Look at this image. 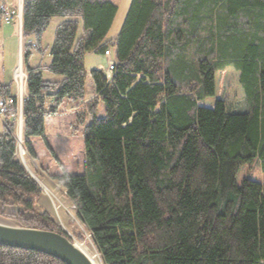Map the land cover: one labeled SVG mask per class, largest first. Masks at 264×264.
<instances>
[{
	"label": "trees",
	"instance_id": "trees-1",
	"mask_svg": "<svg viewBox=\"0 0 264 264\" xmlns=\"http://www.w3.org/2000/svg\"><path fill=\"white\" fill-rule=\"evenodd\" d=\"M117 11L114 0H22L24 148L36 158L31 138L40 136L51 149L45 118L64 100L83 99L90 77L95 96L73 122L83 136V171L59 162L51 177L75 205L101 263L264 264V181H235L255 158L264 170V0H130L111 39ZM57 15L71 18L43 46ZM108 48L110 80L84 64L87 53ZM33 50L50 59L31 65ZM8 95L12 83L0 80V96ZM15 150L3 126L0 213L70 237L49 213H33L39 183ZM6 204L23 210L5 212ZM0 264L65 263L0 245Z\"/></svg>",
	"mask_w": 264,
	"mask_h": 264
},
{
	"label": "rangeland",
	"instance_id": "rangeland-1",
	"mask_svg": "<svg viewBox=\"0 0 264 264\" xmlns=\"http://www.w3.org/2000/svg\"><path fill=\"white\" fill-rule=\"evenodd\" d=\"M118 4V11L112 27L109 31L108 38L114 39L117 34L130 0H114ZM71 17L53 16L49 26L44 32L42 45H51L55 27L65 19ZM12 33V34H11ZM11 34V36L9 35ZM20 45V52L18 51ZM33 56L29 59L31 65H36L39 61H48L49 54L40 55L37 50L32 51ZM22 61L26 71V65L22 58V40H20L17 22L0 26V80L6 83H12L13 92L16 91V85L13 80V69L19 61ZM85 68L89 71L92 68H106L107 61L104 54L87 53L84 60ZM44 77L59 76L50 74L46 71ZM95 96L93 82L90 77L87 78L85 97L75 101L64 100L57 114L49 115L45 118V134L47 141L52 149L47 146L40 136L31 138L32 145L35 149L36 158L31 157L23 146V116L21 125L16 120L14 128L10 126V132L16 140L15 156L24 167L20 152L23 155L26 166L38 177L39 195L35 199L32 211L33 213L47 212L60 229L67 232L71 239L82 244L87 250L98 259V252L91 240L90 234L77 217L75 205L67 198L65 189L51 177L52 174L60 170L59 162L72 173H82L83 171V136L81 127H73L74 113L80 104L87 103ZM97 115L104 116L103 106L98 108ZM3 122L0 119V132H2ZM25 168V167H24ZM26 170V169H25ZM27 171V170H26ZM246 177L257 181H264V170L260 167V161L255 158L250 165H242L235 174V181L240 184L241 180ZM45 185V187L43 186ZM8 213H17L23 210L22 206L15 204H6L2 208ZM0 219L7 222L19 224L9 216L0 213ZM79 234V235H77ZM102 264V263H101Z\"/></svg>",
	"mask_w": 264,
	"mask_h": 264
},
{
	"label": "water",
	"instance_id": "water-1",
	"mask_svg": "<svg viewBox=\"0 0 264 264\" xmlns=\"http://www.w3.org/2000/svg\"><path fill=\"white\" fill-rule=\"evenodd\" d=\"M24 167L38 181L36 175L32 174L25 165ZM0 245L40 251L60 259L65 264H95L81 243L60 232L23 226L2 219H0Z\"/></svg>",
	"mask_w": 264,
	"mask_h": 264
},
{
	"label": "built area",
	"instance_id": "built-area-1",
	"mask_svg": "<svg viewBox=\"0 0 264 264\" xmlns=\"http://www.w3.org/2000/svg\"><path fill=\"white\" fill-rule=\"evenodd\" d=\"M22 0H17L14 4L12 0H0V24H12L14 21L17 22L19 37L21 40V28H22V11H21ZM33 47H36V43L33 39H28L27 41ZM33 55L31 53L30 57ZM106 57L107 65L105 68L107 80H110L111 73L114 67V59L111 56V48L104 51ZM46 63V61H43ZM26 79L27 73L23 67V63L20 60L13 69V80L16 85V91L14 95L0 96V119L3 122V126L7 131H10L9 124L19 120V125L22 121V102L26 98ZM56 90H52L48 99L51 101L52 94ZM13 107V110H10ZM16 151V150H15Z\"/></svg>",
	"mask_w": 264,
	"mask_h": 264
},
{
	"label": "bare ground",
	"instance_id": "bare-ground-1",
	"mask_svg": "<svg viewBox=\"0 0 264 264\" xmlns=\"http://www.w3.org/2000/svg\"><path fill=\"white\" fill-rule=\"evenodd\" d=\"M20 154V156H21V161H22V163L26 166V164H25V162H24V159H23V155L21 154V152L19 153ZM27 167V166H26ZM28 168V167H27ZM28 170L32 173V174H34V172L33 171H31L29 168H28ZM37 177V176H36ZM37 179H38V177H37ZM39 181V180H38ZM44 187H45V185H43ZM84 249H85V251L88 253V255L92 258V260L94 261V263L95 264H101V261H100V259H98L96 256H94V255H92L88 250H87V248L86 247H83Z\"/></svg>",
	"mask_w": 264,
	"mask_h": 264
},
{
	"label": "crops",
	"instance_id": "crops-1",
	"mask_svg": "<svg viewBox=\"0 0 264 264\" xmlns=\"http://www.w3.org/2000/svg\"><path fill=\"white\" fill-rule=\"evenodd\" d=\"M12 1L14 2V4L17 2V0H12ZM1 25L5 26V24H0V26H1ZM9 25H10V24H9ZM11 34H12V33H11ZM11 34H9V35L11 36ZM18 51L20 52V45H19ZM45 54H49V52H46ZM32 56H33V55H32ZM32 56H31V57H32ZM43 56H44V55H43ZM31 57H30V58H31ZM30 58H29V59H30ZM41 61H42V60H41ZM49 78H55V77L51 76V77H49Z\"/></svg>",
	"mask_w": 264,
	"mask_h": 264
}]
</instances>
